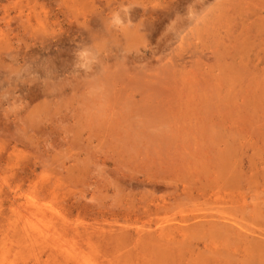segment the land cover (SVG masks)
Masks as SVG:
<instances>
[{"label":"rangeland","instance_id":"374dc122","mask_svg":"<svg viewBox=\"0 0 264 264\" xmlns=\"http://www.w3.org/2000/svg\"><path fill=\"white\" fill-rule=\"evenodd\" d=\"M0 264H264V0H0Z\"/></svg>","mask_w":264,"mask_h":264},{"label":"bare ground","instance_id":"6f19581e","mask_svg":"<svg viewBox=\"0 0 264 264\" xmlns=\"http://www.w3.org/2000/svg\"><path fill=\"white\" fill-rule=\"evenodd\" d=\"M58 5V4H57ZM55 6V5H54ZM60 6H61V4H60ZM60 6H59V8H60ZM66 6V5H65ZM70 6V5H69ZM58 8V7H57ZM61 8H62V6H61ZM44 75V74H43Z\"/></svg>","mask_w":264,"mask_h":264}]
</instances>
